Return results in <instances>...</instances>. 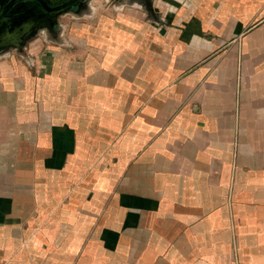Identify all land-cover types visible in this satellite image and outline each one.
Instances as JSON below:
<instances>
[{
    "label": "crops",
    "instance_id": "obj_1",
    "mask_svg": "<svg viewBox=\"0 0 264 264\" xmlns=\"http://www.w3.org/2000/svg\"><path fill=\"white\" fill-rule=\"evenodd\" d=\"M0 54V264H264V0H89Z\"/></svg>",
    "mask_w": 264,
    "mask_h": 264
},
{
    "label": "water",
    "instance_id": "obj_2",
    "mask_svg": "<svg viewBox=\"0 0 264 264\" xmlns=\"http://www.w3.org/2000/svg\"><path fill=\"white\" fill-rule=\"evenodd\" d=\"M83 1L86 0H0V54L14 48L22 50L27 40L41 30L52 31L58 13L72 10ZM37 27L40 29L33 31Z\"/></svg>",
    "mask_w": 264,
    "mask_h": 264
},
{
    "label": "rangeland",
    "instance_id": "obj_3",
    "mask_svg": "<svg viewBox=\"0 0 264 264\" xmlns=\"http://www.w3.org/2000/svg\"><path fill=\"white\" fill-rule=\"evenodd\" d=\"M90 1L91 0H89V2ZM91 7H92L91 5H87L86 3H84V4L80 3L78 5H75V7H73L72 10L66 9L65 11L58 13L57 16L55 17L56 21L52 25V31L47 30L46 32L51 33V34H55V31H56L57 33H59L60 30L62 29V25H61L62 15L74 14V13H83V12L89 11L91 9ZM45 29H47V28H45Z\"/></svg>",
    "mask_w": 264,
    "mask_h": 264
},
{
    "label": "flooded vegetation",
    "instance_id": "obj_4",
    "mask_svg": "<svg viewBox=\"0 0 264 264\" xmlns=\"http://www.w3.org/2000/svg\"><path fill=\"white\" fill-rule=\"evenodd\" d=\"M119 1H121V0H119ZM81 4H82V3H81ZM54 16H55V15H54ZM56 16H57V15H56ZM56 16H55V17H56ZM38 29H40V28H39V27H37V28H36V29H34L33 31H35V30H38ZM40 33H44V31H42V30H41V32H39V34H40ZM45 33H46V32H45ZM48 34L50 35V33H48ZM31 39H32V38H31ZM28 40H30V39H28ZM28 40H27V41H28Z\"/></svg>",
    "mask_w": 264,
    "mask_h": 264
},
{
    "label": "bare ground",
    "instance_id": "obj_5",
    "mask_svg": "<svg viewBox=\"0 0 264 264\" xmlns=\"http://www.w3.org/2000/svg\"><path fill=\"white\" fill-rule=\"evenodd\" d=\"M34 27V26H33ZM33 27H31L30 29H32ZM30 29H28V30H30Z\"/></svg>",
    "mask_w": 264,
    "mask_h": 264
}]
</instances>
